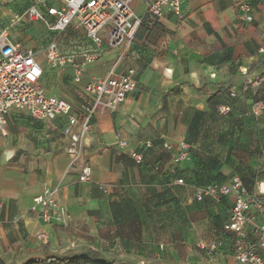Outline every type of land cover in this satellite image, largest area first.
I'll return each mask as SVG.
<instances>
[{
	"label": "crops",
	"instance_id": "1",
	"mask_svg": "<svg viewBox=\"0 0 264 264\" xmlns=\"http://www.w3.org/2000/svg\"><path fill=\"white\" fill-rule=\"evenodd\" d=\"M241 1L184 0L180 18H149L148 40L134 39L119 61L118 50L104 51L78 83L71 65L52 69L45 61L44 94L74 107L89 103L84 86L112 67L116 75L133 69L136 86L114 113H94L72 167L61 118L34 121L21 110L10 111L7 136H0V264H54L42 260L77 253L132 264H236L234 236L222 229L232 200L197 202L194 192L234 176L250 194L264 182V111L251 112L252 103H264V53L258 51L264 48V8L252 3L254 22L243 24L236 19ZM29 2L0 0V24L9 27L10 41L38 57L54 35L40 22L12 25ZM135 7L142 14L141 3ZM227 11L234 18L219 25L216 16ZM34 27L49 38L34 39ZM23 35L32 39L29 46L19 40ZM228 103L230 113L218 115L216 108ZM116 136L127 145L119 146ZM180 140L190 145V157L175 163ZM132 152L143 155L142 163ZM83 166L91 170L87 182L78 181ZM56 186L68 227L43 224L30 210L36 195ZM250 214L255 223L264 222L255 207ZM40 233L46 241L38 240ZM213 242L219 246L210 252Z\"/></svg>",
	"mask_w": 264,
	"mask_h": 264
},
{
	"label": "built area",
	"instance_id": "2",
	"mask_svg": "<svg viewBox=\"0 0 264 264\" xmlns=\"http://www.w3.org/2000/svg\"><path fill=\"white\" fill-rule=\"evenodd\" d=\"M133 1L141 3L142 14L138 13L136 7H130ZM183 3L184 0H30L23 13L14 15L12 25L24 21L40 22L54 35V39L44 48L47 65L52 69L71 65L73 81L78 83L85 67L96 61L104 51L118 50L119 61L132 46L144 17L180 18ZM252 3L260 4L264 8V0H242L238 4L236 14L238 22L247 25L254 22ZM106 27L108 30L104 43L98 33ZM69 29L83 34V44L76 52L61 54L55 39ZM258 51L264 53V48ZM36 57V50L23 48L19 42L10 41L9 27L0 24V136H7V117L13 109L25 112L34 121L61 118L64 121L63 134L68 140L64 151L69 156V165L72 167L81 158L83 140L92 127L94 113L97 110L102 113H114L135 89V72L133 69H127L123 74L116 75L112 67L105 75L93 76L84 86V92L90 99L89 103L74 107L65 99L44 94L40 86L43 69ZM230 96H235V90L230 91ZM229 111L227 105L217 108L219 115H226ZM263 111V102L252 104L251 112L254 116H260ZM74 127H78V130L74 131ZM116 141L121 147L127 145V142L120 141L118 136ZM145 147L150 148L151 143L147 142ZM177 147V155L172 156L174 162L188 160L190 145L180 140ZM163 148L171 150L167 143L163 144ZM130 156L137 164L142 163V154L132 152ZM90 174L88 166L81 167L78 181H89ZM175 183L183 185V180L177 179ZM59 189V186L44 189L33 198L30 210L43 224L68 227L69 215L57 197ZM194 198L197 202L208 199L217 204L230 198L232 205L229 218L222 229L234 236V262L264 264V222L255 223L250 214L251 206L264 214V182L256 183L255 192L250 194L241 179L234 176L225 183L196 188ZM37 238L46 241L47 235L40 233ZM218 246L217 242H213L207 248L214 252Z\"/></svg>",
	"mask_w": 264,
	"mask_h": 264
},
{
	"label": "rangeland",
	"instance_id": "3",
	"mask_svg": "<svg viewBox=\"0 0 264 264\" xmlns=\"http://www.w3.org/2000/svg\"><path fill=\"white\" fill-rule=\"evenodd\" d=\"M135 5H136V1H133L130 4V7L133 8L135 7ZM208 17L210 20H212V16L210 14H208ZM216 18L218 19V24L222 25V24H225L226 22H230L234 18V15L231 11H227L226 13H224V15L216 16ZM107 30H108V27H106L104 30H101L98 33V36L103 40L104 43H105V36H106ZM12 35L15 36V33L13 31H12ZM29 35L33 36L34 39L39 40V41L47 40L49 38V34L45 32L43 28H39V27H34L33 29H30ZM19 40L25 46L26 45L29 46L30 45L29 42L32 39H29L27 36L24 37L23 35ZM55 43L57 44L58 47L60 46L61 54H70V53L78 51V47L83 44V39L79 38L73 41V39L68 38L67 32H65L62 35H59L58 37H56ZM43 46L45 45L42 44L39 47H43ZM36 60L40 66L45 65V52L44 51L40 52Z\"/></svg>",
	"mask_w": 264,
	"mask_h": 264
},
{
	"label": "trees",
	"instance_id": "4",
	"mask_svg": "<svg viewBox=\"0 0 264 264\" xmlns=\"http://www.w3.org/2000/svg\"><path fill=\"white\" fill-rule=\"evenodd\" d=\"M147 20H149V17L144 18L140 28L138 29V31L136 33L135 39H141L142 37L145 36V38L148 40L149 33H147V24H146ZM66 32H67L68 38H70V39L75 40V39H79L80 38L79 32H73L71 29L67 30ZM228 95H229L230 98H234L235 97V96L231 97L230 96V92H229ZM235 95H236V93H235ZM258 101H255L254 103H256ZM254 103H252V104H254ZM222 105L229 106L230 111H231V107H230L229 103L228 104H222ZM219 106H221V105H219ZM217 108H216V112H217ZM230 111L226 115H220V116H227L230 113ZM217 114H218V112H217ZM213 183H224V182L210 181V182L205 183L203 186H206L208 184H213ZM203 186H201V187H203ZM224 200L225 199H223L218 204H221L222 202H224ZM42 262H44V263L51 262V263H54V264H70V263H73V264H132V263H129V262H114V261L109 260V259H107L105 257H102V256H100V255H98L96 253H77V254H72V255H68V256L54 255V256H51V257H48V258L42 260Z\"/></svg>",
	"mask_w": 264,
	"mask_h": 264
}]
</instances>
